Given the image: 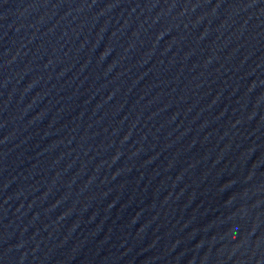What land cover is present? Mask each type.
<instances>
[{
    "label": "water",
    "instance_id": "95a60500",
    "mask_svg": "<svg viewBox=\"0 0 264 264\" xmlns=\"http://www.w3.org/2000/svg\"><path fill=\"white\" fill-rule=\"evenodd\" d=\"M0 264H264V0H0Z\"/></svg>",
    "mask_w": 264,
    "mask_h": 264
}]
</instances>
